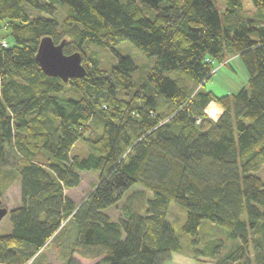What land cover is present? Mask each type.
<instances>
[{"label": "trees", "instance_id": "trees-1", "mask_svg": "<svg viewBox=\"0 0 264 264\" xmlns=\"http://www.w3.org/2000/svg\"><path fill=\"white\" fill-rule=\"evenodd\" d=\"M249 1L262 16L235 20L243 0H224V19L211 0H0V32L9 34L0 44V177L18 181L22 197L8 214L11 232L0 233V263H30L72 223L66 264H165L182 249L168 221L176 202L184 233L196 238L209 220L237 242L215 264H264V0ZM46 36L66 40V55L83 54L85 78L44 74L36 54ZM125 41L156 61L142 84L130 57L117 54L108 72L84 53L87 42L115 51ZM227 53L250 80L218 97L204 86ZM119 88L135 95L121 98ZM211 102L215 116L205 111ZM79 142L91 151L83 159L72 155ZM84 171L100 178L77 204L66 191ZM137 185L153 194L145 212L125 205L112 221L104 211ZM223 244L211 242L208 254L216 259Z\"/></svg>", "mask_w": 264, "mask_h": 264}, {"label": "rangeland", "instance_id": "rangeland-1", "mask_svg": "<svg viewBox=\"0 0 264 264\" xmlns=\"http://www.w3.org/2000/svg\"><path fill=\"white\" fill-rule=\"evenodd\" d=\"M211 1L213 4H215L216 9L224 19L226 17V3H224V0ZM243 2L244 7L241 12L237 13L235 20L255 19L258 18L259 15L262 16V13L253 6L252 2L249 0H243ZM27 9L32 17L40 15L39 12L35 10L33 11L30 7ZM65 13V10H60L59 17L61 20L65 17ZM8 35L9 34L5 29L0 32V44L2 46L7 45ZM114 49L115 51H111L109 49H104L102 47L100 48L87 42L84 46V53H86L87 58H97L98 62L100 63V68L108 72L112 70L113 66L118 64L117 54L130 57L138 67L135 72V81L139 84H142L144 82V78L146 77L148 68L155 64V59L147 57L128 41L122 42V44L116 46ZM215 69L214 75L206 83L204 90L208 92H214V94L218 97L234 95L240 92L249 83L250 78L247 68H245L242 59L235 54L231 55V53H227L226 62L221 65L216 63ZM168 75L175 80L180 77V75L175 72H171ZM201 87L202 85L197 89H200ZM67 89L68 92L66 95L69 97L74 96L70 87ZM126 92V90L124 91L120 88L118 89V95L121 98L131 99L132 96L135 95V89L131 92V95H126ZM161 104H163V110L169 113V110L166 108L168 105H166L164 102ZM100 131V129H97L95 126H93L90 134L94 136V134H97ZM90 152L91 151H89V148L84 142H79L74 146L72 155H78L83 159L84 157H87ZM41 153L40 160L43 163L48 162L49 154L47 152ZM15 162L16 160L14 154L11 152L5 170L11 168ZM258 176H261L264 180V166L259 171ZM81 177V185L78 188L66 191L67 195L71 197L77 204H80L82 201H84L92 189L96 186L97 182L99 181L100 174L97 172L93 173L84 171L81 174ZM8 181L9 180H6L4 175L2 178L0 177V188L1 186L8 187L7 191L2 192L1 198L3 205L10 210L11 207L15 206L19 202L21 186H19L18 181H14L11 184L8 183ZM152 196V192H149L141 185H137L129 190V193L126 195L125 199L119 203V206L109 208L108 210L104 211V213L108 215L112 221L119 222V220L124 216L123 208L125 205L127 206L131 204L135 210H137L139 213H143L147 208L146 202L151 199ZM168 213V221L172 224L179 243L182 245V249L180 251H175V253L171 255L172 257L166 260L165 264H215L218 261V257L222 256V254L225 255V252L228 251L231 246H233V242L235 245L237 244L236 241L228 239V232H226L218 224L216 225L209 220H206L202 223L196 238L184 233L183 226L185 225L187 212L176 202H173L170 205ZM9 223L10 219L8 215L3 219L0 227L2 234H6V231L10 226ZM75 237L76 228L72 223H68L65 226V229L57 233L55 237H53L52 240H50L48 244L39 251L37 254L38 256L36 257L38 258L40 256H44V260L47 261L48 264H63L66 262V257L68 256L70 250L72 251L73 243L76 240ZM218 240L224 243V247L220 249L221 255H217L216 259H213L211 255L208 254V252L212 247L211 242ZM36 257L34 258L36 259ZM43 262L44 261H42V259H39L36 264H43ZM90 263L91 262L85 264ZM0 264L14 263L1 262Z\"/></svg>", "mask_w": 264, "mask_h": 264}, {"label": "water", "instance_id": "water-1", "mask_svg": "<svg viewBox=\"0 0 264 264\" xmlns=\"http://www.w3.org/2000/svg\"><path fill=\"white\" fill-rule=\"evenodd\" d=\"M39 44L36 58L46 76L60 78L64 83L75 79L81 80L87 76L82 53L64 54L68 44L66 40L56 44L50 36H46ZM9 213L10 211L4 207L0 199V225Z\"/></svg>", "mask_w": 264, "mask_h": 264}, {"label": "crops", "instance_id": "crops-1", "mask_svg": "<svg viewBox=\"0 0 264 264\" xmlns=\"http://www.w3.org/2000/svg\"><path fill=\"white\" fill-rule=\"evenodd\" d=\"M19 197H20V199H19V202H18V204H16L15 206H13V207H11V209L9 210V211H11V210H13V209H16V208H18V207H20L21 206V188H20V194H19ZM5 207V206H4ZM2 224V223H1ZM10 224V223H9ZM0 227H1V225H0ZM11 232V224H10V226L8 227V229H7V231H6V234H9ZM0 233H1V231H0ZM67 248V247H66ZM71 253V250H70V252H69V254ZM68 254V255H69ZM36 256H38V255H36ZM35 256V257H36ZM35 259V258H34ZM39 259H42V261H44L43 262V264H48L47 263V261H45L44 259H45V257L44 256H40V257H36V259L35 260H33V261H31L30 263L31 264H36L37 263V261L39 260ZM88 262H91V261H83V264H85V263H88ZM29 263V264H30ZM15 264V263H14ZM63 264H66V262H64Z\"/></svg>", "mask_w": 264, "mask_h": 264}, {"label": "clouds", "instance_id": "clouds-1", "mask_svg": "<svg viewBox=\"0 0 264 264\" xmlns=\"http://www.w3.org/2000/svg\"><path fill=\"white\" fill-rule=\"evenodd\" d=\"M214 107H215V102H211L209 107L206 108L205 111L208 112L210 115L215 116L216 115V111L213 110Z\"/></svg>", "mask_w": 264, "mask_h": 264}]
</instances>
